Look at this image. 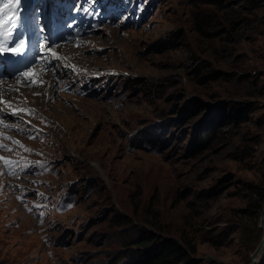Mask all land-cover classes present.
<instances>
[{
  "label": "rangeland",
  "instance_id": "obj_1",
  "mask_svg": "<svg viewBox=\"0 0 264 264\" xmlns=\"http://www.w3.org/2000/svg\"><path fill=\"white\" fill-rule=\"evenodd\" d=\"M156 4L140 26H102L58 51L71 70L111 76L108 94L64 93L53 72L37 89L7 88L32 111L16 113L27 134L0 154L54 171L13 179L0 168V264H138L159 242L192 264L250 262L252 191H264V0ZM219 110L216 132L199 136ZM69 188L75 205L44 224L21 203Z\"/></svg>",
  "mask_w": 264,
  "mask_h": 264
},
{
  "label": "trees",
  "instance_id": "obj_2",
  "mask_svg": "<svg viewBox=\"0 0 264 264\" xmlns=\"http://www.w3.org/2000/svg\"><path fill=\"white\" fill-rule=\"evenodd\" d=\"M236 114L237 116L238 115L241 116L240 118L243 117L241 113L237 112ZM222 117H223V113L220 110L217 111L216 116L212 117L208 122H206L204 127L200 129L201 131L199 132L198 135L200 136L203 133H207V132L214 134L216 132L217 126L221 122ZM252 192H254L258 197L254 203V211L256 212L255 214L258 217L259 213L264 207V191L261 192L259 189L254 188ZM262 236H263V230L261 229L258 232L257 236L253 239V246H251L252 252L256 248ZM153 240L154 238H150L146 236L140 240L138 245L145 248ZM255 244L256 246L254 248ZM192 250L194 251L193 247ZM142 259H143L142 263H138V264H192L191 260L188 259V256L182 251L180 247L176 246L174 243H165V242H159L155 244L150 249L149 253L144 255ZM255 264H264V244L262 248V253Z\"/></svg>",
  "mask_w": 264,
  "mask_h": 264
},
{
  "label": "snow or ice",
  "instance_id": "obj_3",
  "mask_svg": "<svg viewBox=\"0 0 264 264\" xmlns=\"http://www.w3.org/2000/svg\"><path fill=\"white\" fill-rule=\"evenodd\" d=\"M15 3H16L17 6H19L20 0H15ZM4 7H8V5L5 4ZM25 43H26V41L24 40L23 36H21V38L17 41L16 45L14 47H11V48L6 47L4 44L0 43V53H3V52H11V53H13L15 55H22L24 53V51H25ZM49 51L52 52V56L53 57H56V58L59 59V57H57V54L54 51H52L51 49H49ZM72 67H74V66H72ZM29 75L30 74L27 73V72L24 73V76L25 77H28ZM35 83H36L35 80H32L31 81V84L34 85ZM21 111H29V112H31L32 110H30V109H21ZM15 143L19 144L20 142L19 141H15ZM0 147H6V146L5 145H0ZM21 147H23V145H21ZM25 150L26 151H31L30 149H25ZM0 159H2V158H0ZM13 163L14 162L11 161V160H7V159L5 160V164L7 166H9V167H11V165Z\"/></svg>",
  "mask_w": 264,
  "mask_h": 264
},
{
  "label": "water",
  "instance_id": "obj_4",
  "mask_svg": "<svg viewBox=\"0 0 264 264\" xmlns=\"http://www.w3.org/2000/svg\"><path fill=\"white\" fill-rule=\"evenodd\" d=\"M260 228L263 230V236L261 238V240L259 241V243L257 244L256 248L253 250L252 254H251V260L248 264H255L261 254V250H262V246L264 244V207L262 208V211L260 213V224H259Z\"/></svg>",
  "mask_w": 264,
  "mask_h": 264
},
{
  "label": "bare ground",
  "instance_id": "obj_5",
  "mask_svg": "<svg viewBox=\"0 0 264 264\" xmlns=\"http://www.w3.org/2000/svg\"><path fill=\"white\" fill-rule=\"evenodd\" d=\"M50 80H51V79H50ZM50 80H49V81H50Z\"/></svg>",
  "mask_w": 264,
  "mask_h": 264
}]
</instances>
